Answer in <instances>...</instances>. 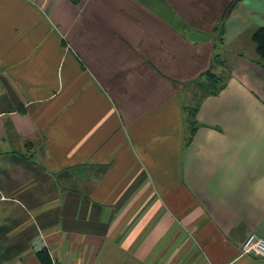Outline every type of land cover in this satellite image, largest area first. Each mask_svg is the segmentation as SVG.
<instances>
[{"label": "crops", "instance_id": "obj_1", "mask_svg": "<svg viewBox=\"0 0 264 264\" xmlns=\"http://www.w3.org/2000/svg\"><path fill=\"white\" fill-rule=\"evenodd\" d=\"M233 1L0 0V264H264V0Z\"/></svg>", "mask_w": 264, "mask_h": 264}, {"label": "trees", "instance_id": "obj_2", "mask_svg": "<svg viewBox=\"0 0 264 264\" xmlns=\"http://www.w3.org/2000/svg\"><path fill=\"white\" fill-rule=\"evenodd\" d=\"M252 40L256 45L257 54L264 65V26L258 27L254 30L252 33ZM218 56L219 55L215 56V65L221 61L218 59ZM223 81L224 76L222 74L216 73L213 69L208 70L204 77L197 81L200 91L199 97L203 98L209 94H217L224 86ZM39 255L43 264L51 263L46 250L41 251Z\"/></svg>", "mask_w": 264, "mask_h": 264}, {"label": "built area", "instance_id": "obj_3", "mask_svg": "<svg viewBox=\"0 0 264 264\" xmlns=\"http://www.w3.org/2000/svg\"><path fill=\"white\" fill-rule=\"evenodd\" d=\"M242 251L244 253H253L264 258V237L255 232H251L243 243ZM51 264H61V262L52 257Z\"/></svg>", "mask_w": 264, "mask_h": 264}, {"label": "rangeland", "instance_id": "obj_4", "mask_svg": "<svg viewBox=\"0 0 264 264\" xmlns=\"http://www.w3.org/2000/svg\"><path fill=\"white\" fill-rule=\"evenodd\" d=\"M246 36V35H245ZM254 45V44H253ZM218 46L220 47V49H221V51H222V48H223V44L221 43V41H219V44H218ZM233 48H235L234 46H230V47H227V52H229V57H231V54H233L235 51V49H233ZM246 49V48H245ZM247 54H252V55H256V52L254 51V48H252V49H248V51H247ZM257 56V55H256ZM258 57V56H257ZM258 59H260V58H258ZM262 61V60H261ZM218 64V63H217ZM216 64V65H217ZM215 65V66H216ZM227 72H228V70L226 69V68H224V70H222L221 72H220V74H223V73H225V74H227ZM198 89H199V87H197ZM192 90H194L193 89V87H191V92H192ZM191 100H192V98H191Z\"/></svg>", "mask_w": 264, "mask_h": 264}, {"label": "water", "instance_id": "obj_5", "mask_svg": "<svg viewBox=\"0 0 264 264\" xmlns=\"http://www.w3.org/2000/svg\"><path fill=\"white\" fill-rule=\"evenodd\" d=\"M239 0H234L233 3L230 5L228 11H227V16H229V14L232 12L234 6L236 5V3L238 2Z\"/></svg>", "mask_w": 264, "mask_h": 264}]
</instances>
